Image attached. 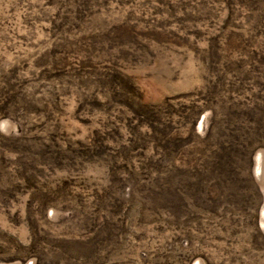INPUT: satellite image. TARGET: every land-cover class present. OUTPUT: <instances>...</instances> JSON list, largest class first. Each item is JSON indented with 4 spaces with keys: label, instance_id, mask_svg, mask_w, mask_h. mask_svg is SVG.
I'll return each mask as SVG.
<instances>
[{
    "label": "rangeland",
    "instance_id": "374dc122",
    "mask_svg": "<svg viewBox=\"0 0 264 264\" xmlns=\"http://www.w3.org/2000/svg\"><path fill=\"white\" fill-rule=\"evenodd\" d=\"M0 264H264V0H0Z\"/></svg>",
    "mask_w": 264,
    "mask_h": 264
}]
</instances>
